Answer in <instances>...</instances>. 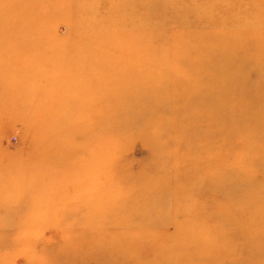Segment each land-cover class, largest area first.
<instances>
[{
	"label": "rangeland",
	"instance_id": "rangeland-1",
	"mask_svg": "<svg viewBox=\"0 0 264 264\" xmlns=\"http://www.w3.org/2000/svg\"><path fill=\"white\" fill-rule=\"evenodd\" d=\"M0 264H264V0H0Z\"/></svg>",
	"mask_w": 264,
	"mask_h": 264
},
{
	"label": "bare ground",
	"instance_id": "bare-ground-1",
	"mask_svg": "<svg viewBox=\"0 0 264 264\" xmlns=\"http://www.w3.org/2000/svg\"><path fill=\"white\" fill-rule=\"evenodd\" d=\"M26 5V4H25ZM27 6V5H26ZM31 8H33L34 10H35V15H43V14H45L46 13V11L42 8V6L40 5L39 7H37V3L36 4H32V5H29ZM145 7H147L148 8V5L146 4V5H144ZM144 6L142 7V8H144ZM26 12L28 13V15H30L31 13H29L28 11H27V7H26ZM48 12H49V10H48ZM151 13V12H150ZM22 17H25V14L22 16ZM119 38H121V36H119L118 34H116L115 33V38H113L112 39V36L111 35H109V34H107L105 37H104V39H105V41H104V43H107V44H111L113 41H116V40H118ZM147 52L148 51H144V55H145V57L144 56H142L141 58H142V60H143V58H145L144 59V61L146 60L148 63L150 62L149 61V58L151 57V56H149L148 54H150V53H148L147 54ZM150 52V51H149ZM137 53H139L138 51H137ZM9 54H11V53H9ZM8 54V55H9ZM135 54H136V52H134L133 51V55H134V58H133V56H132V54L130 53L127 57H128V59H130V58H132L133 60L132 61H138L139 63H147V62H144V61H142V60H140L137 56H135ZM140 54H143L142 52L140 53ZM13 55V54H12ZM11 55V56H12ZM137 55V54H136ZM15 56V55H14ZM151 60H152V58H150ZM113 61H115V60H113ZM114 64H115V62H114ZM116 65V64H115ZM144 65H147V64H144ZM139 67H141V66H139ZM150 68V67H149ZM149 68H145V67H143V69L145 70V71H148V70H150ZM128 70V69H127ZM148 72H150V71H148ZM145 73V72H144ZM11 76H13V74L11 75Z\"/></svg>",
	"mask_w": 264,
	"mask_h": 264
}]
</instances>
